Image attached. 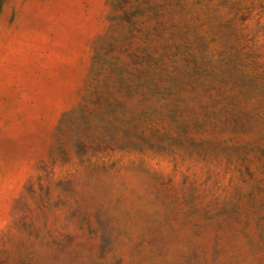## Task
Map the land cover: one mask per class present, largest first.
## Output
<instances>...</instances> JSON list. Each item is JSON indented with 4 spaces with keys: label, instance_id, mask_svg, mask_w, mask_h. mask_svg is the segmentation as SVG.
I'll return each mask as SVG.
<instances>
[{
    "label": "rangeland",
    "instance_id": "374dc122",
    "mask_svg": "<svg viewBox=\"0 0 264 264\" xmlns=\"http://www.w3.org/2000/svg\"><path fill=\"white\" fill-rule=\"evenodd\" d=\"M0 264H264V0H0Z\"/></svg>",
    "mask_w": 264,
    "mask_h": 264
}]
</instances>
